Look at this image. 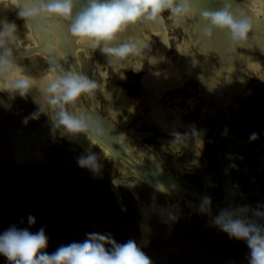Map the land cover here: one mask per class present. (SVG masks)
I'll return each mask as SVG.
<instances>
[{
	"label": "flooded vegetation",
	"instance_id": "1",
	"mask_svg": "<svg viewBox=\"0 0 264 264\" xmlns=\"http://www.w3.org/2000/svg\"><path fill=\"white\" fill-rule=\"evenodd\" d=\"M7 20L21 26L23 35L19 38L28 44L29 31L24 22L16 13L7 15ZM166 23L167 38H151L153 55L159 60L156 66L145 64L143 70H128L124 80L107 69L111 100L97 92L91 100L82 101L80 108L90 116V111L96 112L123 132L127 137V152L133 158L149 165L156 161L160 169L186 182L192 190L176 189L178 195L157 191L143 183L121 160L108 156L102 146L97 144L91 150L104 157L101 162L107 175H114L120 168L128 172L129 176L115 179L113 186L129 190L137 203L145 202L151 212L162 214L168 212L166 208H175L181 221L194 220L198 231H212L216 236L229 238L212 225L210 216L201 215L198 208L203 196L211 198L213 214L226 206H264V63L245 65L235 75L228 65L211 61L208 66L198 51L185 50L183 35L175 30L173 22ZM69 46L67 54L61 48L56 49V56L64 61L63 66L99 80V66L106 68L107 58L97 52L89 59V53L81 46L72 41ZM48 60L38 54L21 63L27 74L39 77L45 72ZM177 71L178 77L171 80V75ZM208 72H214L215 76L205 78L203 73ZM219 73L222 76L217 77ZM148 78L152 81H147ZM212 86L224 89L221 96L212 97L207 92ZM33 96L39 102V92L34 90ZM0 99L8 104V107L0 104V135L10 143L16 166L46 162L45 149L58 153L64 140L87 154L86 148L90 145L83 137L79 143L60 137L53 139L51 121L47 117L30 120L34 123L31 127L23 123V117L37 111L38 106L31 96L27 100L19 97L11 100L6 93H0ZM191 126L205 132L202 154L198 155L192 147L179 152L174 147L168 152L163 150L173 139V131L185 133ZM225 130L227 136L223 135ZM253 132L258 134L255 142L249 140ZM20 157L22 162L18 160ZM233 163L235 169L231 167ZM105 181L83 182L106 189L108 180ZM116 199L120 210L126 213L128 209L122 207L123 199L118 196ZM231 240L250 252L243 241Z\"/></svg>",
	"mask_w": 264,
	"mask_h": 264
},
{
	"label": "clouds",
	"instance_id": "2",
	"mask_svg": "<svg viewBox=\"0 0 264 264\" xmlns=\"http://www.w3.org/2000/svg\"><path fill=\"white\" fill-rule=\"evenodd\" d=\"M198 0H13L17 18L25 26H43L56 20L66 28L73 44L81 46L91 59L95 53L107 58L106 68L99 66L100 79L90 78L82 71L66 68L56 59L47 61L45 72L35 77L25 72L21 57L15 50L21 47L19 27L15 21L0 20V93L11 100L17 97L27 100L30 96L37 104V111L25 117L24 123L39 120L42 116L51 121L53 138L68 139L79 143L81 137L90 147L86 155L78 157V165L95 177L103 172L104 157L91 150L104 144L108 132L104 121L84 113L80 104L91 100L99 92L107 100V69L120 79H127L128 70H143L145 64L154 67L159 63L153 55L151 37L163 30L167 21L182 27L197 11ZM217 9H199L200 24L194 29L200 45L216 52V36H227L232 48L245 47L257 27V18L233 0H221ZM39 92V102L33 92ZM0 104H8L0 99ZM133 109L129 110L132 111ZM173 139L164 147L175 151L194 148L198 155L204 148V130L191 126L188 132L173 131ZM223 135L227 136L225 130ZM123 139V138H122ZM253 132L249 140L255 142ZM155 155V153H152ZM233 159V157H229ZM196 164L195 161H193ZM233 169L236 165H231ZM198 211L210 216L212 225L230 239L246 242L250 249L248 264H264V206H226L218 214L212 212V200L200 198ZM162 221L171 225L178 220V209L168 208ZM29 225H35V217H28ZM83 242L60 246L49 254V239L43 228L33 233L28 228L10 227L0 235V256L8 264H153L151 258L134 241L118 244L111 234L88 233Z\"/></svg>",
	"mask_w": 264,
	"mask_h": 264
},
{
	"label": "rangeland",
	"instance_id": "3",
	"mask_svg": "<svg viewBox=\"0 0 264 264\" xmlns=\"http://www.w3.org/2000/svg\"><path fill=\"white\" fill-rule=\"evenodd\" d=\"M64 141L58 153L46 149L47 161L41 164L19 167L12 158L0 159V235L12 226L33 233L43 228L51 254L96 232L111 234L118 244L134 240L153 264H248L250 252L227 236L200 232L194 220L179 216L169 225L161 218L167 213H153L129 190L114 187L115 179L129 176L123 168L114 175L103 168L99 177L81 168L77 160L85 152ZM86 180L108 181L105 189ZM29 216L35 217V225H29ZM0 264L8 261L0 256Z\"/></svg>",
	"mask_w": 264,
	"mask_h": 264
},
{
	"label": "water",
	"instance_id": "4",
	"mask_svg": "<svg viewBox=\"0 0 264 264\" xmlns=\"http://www.w3.org/2000/svg\"><path fill=\"white\" fill-rule=\"evenodd\" d=\"M23 2V0H22ZM234 7L239 6L243 10L248 11L250 8L251 14L257 18V27L250 37L249 43L245 47L237 46L235 49L227 39V36L223 33L216 36V52L210 51L209 48L200 45L199 40L196 37L194 29L200 24L199 9L209 8L217 9L222 6L221 0H198L195 14L189 18L186 24L182 27L174 25L175 30L183 35L185 50L188 52L198 51L201 58L208 65L209 62L215 64L228 65L233 71L234 75L237 70L243 66L262 65L264 63V0H233ZM16 13L13 6V0H0V20L7 19V15ZM19 27V36L23 35L21 26ZM28 36L25 44L21 41V47L15 50L17 57H21V60L30 58L36 55L44 56L47 59L56 58L60 63L64 65V61L60 57L56 56V49L61 48L65 54L70 51V39L68 38L66 28L62 23L56 20H50L43 26L33 25L27 26ZM168 35L167 23L163 30L157 31L152 37L160 36L166 39ZM151 37V38H152ZM210 65V64H209ZM208 65V66H209ZM229 75V74H227ZM205 78L215 76L214 72L203 73ZM222 76L221 73L217 77ZM178 77V71L171 75L170 79L173 80ZM147 81H152L148 78ZM224 89L220 87L212 86L207 89V92L212 97L218 98L221 96ZM92 117L104 121V126L108 132L104 144H98L106 150V154L110 157L121 160L130 170H132L141 181L146 185L156 189L157 191L172 193L178 195L176 189H184L191 191L192 188L184 181L168 175L162 169L158 167L156 161L152 162V165L143 163L133 158L127 150L129 149L126 142V135L118 128L111 126L107 121L101 118L96 112L90 111ZM25 117H23L24 123ZM31 127L32 122L28 123ZM2 130V129H0ZM123 138V139H122ZM10 143L0 135V159L12 158ZM46 152V149H45ZM19 161H23V158H18ZM244 242V241H243ZM246 244V242H244Z\"/></svg>",
	"mask_w": 264,
	"mask_h": 264
}]
</instances>
